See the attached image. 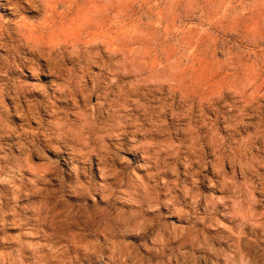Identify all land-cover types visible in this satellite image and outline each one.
Here are the masks:
<instances>
[{"label":"rangeland","instance_id":"1","mask_svg":"<svg viewBox=\"0 0 264 264\" xmlns=\"http://www.w3.org/2000/svg\"><path fill=\"white\" fill-rule=\"evenodd\" d=\"M0 264H264V0H0Z\"/></svg>","mask_w":264,"mask_h":264}]
</instances>
